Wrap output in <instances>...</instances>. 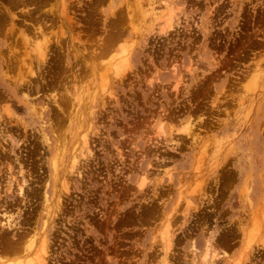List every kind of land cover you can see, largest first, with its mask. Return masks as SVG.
Wrapping results in <instances>:
<instances>
[{"label":"rangeland","instance_id":"obj_1","mask_svg":"<svg viewBox=\"0 0 264 264\" xmlns=\"http://www.w3.org/2000/svg\"><path fill=\"white\" fill-rule=\"evenodd\" d=\"M138 2L0 0V264H264V0Z\"/></svg>","mask_w":264,"mask_h":264},{"label":"bare ground","instance_id":"obj_2","mask_svg":"<svg viewBox=\"0 0 264 264\" xmlns=\"http://www.w3.org/2000/svg\"><path fill=\"white\" fill-rule=\"evenodd\" d=\"M132 1H134V0H132ZM137 2H138V0H137ZM143 2V1H142ZM139 3V2H138ZM149 3V2H148ZM144 4V3H143ZM129 5V4H128ZM131 5V4H130ZM140 5H142L141 3L140 4H138L137 6L138 7H136V8H139V6ZM130 7V6H129ZM145 7V6H144ZM144 7H143V9H144ZM154 9H156L155 7H154V5L152 6ZM140 8H142L141 6H140ZM146 8V7H145ZM148 8H150V7H148ZM130 9V8H129ZM142 9V11H144ZM159 9V8H158ZM157 9V10H158ZM134 10V9H133ZM156 10V11H157ZM141 11V12H142ZM146 12L148 11V10H145ZM151 11V10H150ZM130 12V11H129ZM137 12H139V11H137ZM145 12V13H146ZM159 12V11H158ZM161 12V11H160ZM170 13V12H169ZM169 13H167V15H169ZM143 14H144V12H143ZM150 14V13H149ZM160 15H161V17L163 18V17H165L166 19H165V23H166V20H167V15H163V14H161V13H159ZM158 14V15H159ZM129 15V14H128ZM138 15V14H137ZM145 15V14H144ZM147 15H148V13H147ZM154 15L156 16V14L154 13ZM163 15V16H162ZM146 16V15H145ZM170 16V15H169ZM161 17H157V18H160L161 20H162V18ZM169 18V17H168ZM148 19H150V18H148ZM169 19H171V18H169ZM168 19V20H169ZM151 20V22H152V19H150ZM159 20V19H158ZM161 20H159L158 21V23L161 21ZM157 21V20H156ZM148 22V21H147ZM150 22V23H151ZM154 22V21H153ZM162 23V22H161ZM160 23V24H161ZM164 23V22H163ZM162 24V25H168V24H170V23H166V24ZM152 24H155V23H152ZM150 25V24H149ZM151 26V25H150ZM153 26V25H152ZM154 27V26H153ZM166 28H169L168 26L166 27ZM162 29V28H161ZM137 30V29H136ZM145 30V29H144ZM115 33V32H114ZM141 34V33H140ZM120 38V37H119ZM121 41V40H120ZM119 43V42H118ZM108 44V43H107ZM111 44V43H110ZM115 44V43H114ZM33 45V44H32ZM118 45H120V43L118 44ZM113 46V45H112ZM34 48H35V45H34ZM111 48V47H110ZM113 48V47H112ZM119 48V47H118ZM122 49V48H121ZM123 49H125L124 48V46H123ZM32 50H34V49H31V51ZM38 50V49H37ZM36 49H35V52L37 51ZM41 50V49H40ZM111 50V49H110ZM114 50V49H113ZM118 51V50H117ZM121 52H118V54L119 55H127V54H124V53H126L125 52V50L123 51V50H120ZM123 51V52H122ZM33 52V51H32ZM37 52H39L38 53V59H43L44 60V55L46 54H43L41 51H37ZM123 53V54H122ZM29 58V57H28ZM119 58H120V56H119ZM124 59L125 57H122L121 56V58L120 59ZM37 59V58H36ZM37 59V60H38ZM120 59H119V61H120ZM123 59H122V61H123ZM113 60V59H112ZM31 61V60H30ZM42 61V60H41ZM122 61H120L119 63H117V62H115V63H113V66L111 67V64L110 63H107V65H105L106 67L108 66V64H110L108 67H109V69L107 70L106 68H105V71L106 72H108L109 73V75H113L114 76V74H120L119 72L117 73V70H119V69H121V65H120V63L122 62ZM38 62H39V60H38ZM112 62H114V61H112ZM123 63V62H122ZM121 63V64H122ZM126 63H127V61H126ZM28 64H30V62L29 63H27V66H29ZM123 65H125L124 63H123ZM31 67V66H30ZM117 67H119V69H117ZM29 68V67H28ZM102 69V68H101ZM104 69V68H103ZM34 72V71H33ZM33 72H32V74H33ZM123 74H124V72H122ZM107 74V73H106ZM104 72L103 73H101V75H103V76H101V78H103L104 79V75H106ZM108 75V77H109V80L111 81V78H110V76ZM115 75V77H117ZM120 76V75H119ZM107 76H106V78H108ZM114 78V77H113ZM112 78V79H113ZM103 79H100V80H102L101 81V84H100V87H101V85H102V83H103V85H102V87L104 86H106L107 85V81H109V80H105L104 82H103ZM100 82V81H99ZM106 83V84H105ZM103 90V92H105V89H101V91ZM107 90V89H106ZM108 91V90H107ZM110 93V92H109ZM110 95V94H109ZM76 98V97H75ZM71 101V100H70ZM56 107V106H55ZM73 109V108H72ZM71 110V109H70ZM74 113V112H73ZM80 113V112H79ZM78 113V114H79ZM77 114V115H78ZM69 115H71V114H69ZM84 115H85V117H87L86 116V113H84ZM83 115V116H84ZM82 115L80 114V117H81ZM72 117H74V116H72ZM80 117H77V118H79V119H77L76 121H77V123H76V125H75V130L76 131H81L82 129H83V127H84V119L85 118H80ZM88 123V122H87ZM87 127H88V125H87ZM86 130V129H85ZM84 135H86V134H84ZM84 135L83 134H81V136L77 139L78 141H76V144H75V147H74V145H73V149H72V151L71 152H69V154H70V157H69V159L68 160H70L69 162L70 163H68V169L67 170H69V174H74L75 172H77V171H75L76 169H77V164H78V162H79V158L82 156H84V155H82V154H84V153H86V152H84V151H82V148L85 146V149L86 150H88L89 149V145L88 144H86L87 142H86V138L84 137ZM61 137V136H60ZM63 137V136H62ZM88 139V138H87ZM62 140V139H61ZM64 141V140H63ZM74 142V141H73ZM75 143V142H74ZM88 145V146H87ZM65 146H66V143H62V144H60L56 149H57V151H56V155H55V160L52 162L53 164L51 165L53 168V174H54V178L56 179L57 177H58V175H59V170H58V164H57V161H59L58 159H60L62 156H63V154H64V152L66 151V148H65ZM72 146V145H71ZM71 149V148H70ZM84 149V150H85ZM85 150V151H86ZM90 150V149H89ZM82 151V152H81ZM90 152V151H89ZM87 154H90V153H87ZM54 157V156H53ZM66 159V158H65ZM70 165V166H69ZM70 168V169H69ZM75 171V172H74ZM74 172V173H73ZM147 173V172H146ZM79 174V173H78ZM11 175V174H10ZM13 176V175H12ZM144 176V175H143ZM62 177V178H61ZM63 177H65V176H63V175H61L60 176V178L63 180L64 178ZM68 177V176H67ZM10 178H11V176H10ZM145 180V179H144ZM143 180V181H144ZM64 181H66V179H64ZM143 181H141V182H143ZM63 182V181H62ZM61 182V184H63ZM22 183H24V180L23 179H21V183L20 182H17V190H18V192H19V194H21L22 193V190H23V185H22ZM52 184H54V183H52ZM143 184V183H142ZM142 184H139V186H142ZM66 185V183L64 184V186ZM64 186H62L63 188H66V187H64ZM64 190V189H63ZM65 190H67V188L65 189ZM64 190V191H65ZM9 191V190H8ZM60 196V195H59ZM59 196H58V199H59ZM45 201H44V203L45 202H47L48 200H47V197H45V199H44ZM58 202H60V201H58ZM60 204V203H59ZM58 205V204H57ZM60 206V205H59ZM47 207V206H46ZM50 207V206H49ZM47 209H48V207H47ZM48 210H50V209H48ZM47 210V211H48ZM3 215H5V214H3ZM45 215H47V213H45ZM49 215V214H48ZM4 217H6V216H4ZM47 217V216H46ZM8 218V217H7ZM45 218V217H44ZM46 219V218H45ZM45 221V220H44ZM43 221V222H44ZM10 220H9V218L7 219V222L5 221V223H7L8 225L10 224ZM45 223V222H44ZM2 224V223H1ZM44 225H46V224H44ZM43 227H45V226H43ZM43 230H44V228H43ZM169 230V229H168ZM170 231V230H169ZM44 232V231H43ZM168 232V231H167ZM167 232H165V234H167ZM169 233H171V232H169ZM169 233L166 235V237H164V239H165V241H166V243H168V241L170 240L169 238H171V237H169ZM32 236V235H31ZM171 236V235H170ZM40 237V236H39ZM44 237V236H43ZM42 237V239H41V241L42 242H40V244L38 245V247L36 246V240H35V236L33 235L32 237H31V240L29 239V241L28 240H24L23 242L22 241H20V242H18V243H21L22 242V245H20L21 247L20 248H15V250H14V254L11 252V254L10 255H12L13 254V257H11L10 255H9V257L8 258H4L5 260H4V262H3V264H46V256L45 255H47V251H46V247H45V240H44V238ZM166 243H165V245H166ZM18 246V245H17ZM10 247V246H9ZM14 247V246H13ZM16 247V246H15ZM166 249H168V248H166ZM206 254V253H205ZM205 254H203V255H201L202 256V258H205ZM6 255H8V254H6ZM192 255V254H191ZM7 257V256H6ZM0 259H2V258H0ZM163 263L164 264H167L168 262H166V261H164L163 260ZM191 263L192 264H194V258H192L191 259Z\"/></svg>","mask_w":264,"mask_h":264}]
</instances>
